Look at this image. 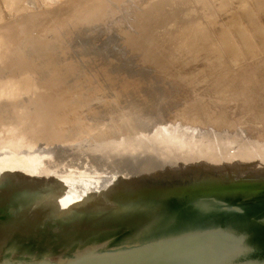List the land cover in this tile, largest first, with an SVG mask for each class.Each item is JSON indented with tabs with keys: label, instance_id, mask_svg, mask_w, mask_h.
Here are the masks:
<instances>
[{
	"label": "water",
	"instance_id": "95a60500",
	"mask_svg": "<svg viewBox=\"0 0 264 264\" xmlns=\"http://www.w3.org/2000/svg\"><path fill=\"white\" fill-rule=\"evenodd\" d=\"M14 55L0 49L9 68L0 70V88L17 81ZM120 67L101 74L134 77L138 84L126 96L148 101L168 83L157 70L129 74ZM38 92L62 106L73 102L59 90ZM118 92L111 123L93 136L54 142L68 138L59 126L70 116L41 119L46 108L34 105L18 115L17 128L0 130V264H264V178H233L222 158V175L201 184L192 176L200 170L182 154L169 164L168 150L181 141L215 145L195 127L164 119L142 124L143 114L124 108ZM166 104L146 113L170 119L174 103ZM137 146L145 150L140 161L119 152Z\"/></svg>",
	"mask_w": 264,
	"mask_h": 264
},
{
	"label": "rangeland",
	"instance_id": "374dc122",
	"mask_svg": "<svg viewBox=\"0 0 264 264\" xmlns=\"http://www.w3.org/2000/svg\"><path fill=\"white\" fill-rule=\"evenodd\" d=\"M70 1L0 0V49L12 52L17 49L11 62L20 66L11 70L15 72L12 78L26 73L33 76L42 73L45 70L42 62L49 59L38 61L36 53L37 49L46 51L47 43L52 41L59 50L57 74L47 77L41 87L48 93L61 91L58 93L64 95L67 102L77 101L74 103L77 108L70 110L69 121L59 126L68 138H53L54 142L70 140L73 135L81 133L93 136L111 123L110 118L115 114L111 112L113 105L119 104L114 99L115 88L118 87L117 84L115 87L109 85V77L101 71L113 72L121 66V71L126 68L131 70L129 74H134L141 67L146 69V65L147 69L157 70V74L167 77L168 83L162 86L164 89L154 87L153 90L160 91H155L152 97L149 95L148 101L126 95L120 99L123 106L124 103L129 107L137 106L127 110L137 116L138 113L143 114L139 116L143 119L142 124L146 119L150 122L164 119L173 125L180 123L183 127H195L202 132L203 142L212 139L215 146L218 143L214 141L220 138L219 134L238 135L239 145L252 143L257 146V140L264 141L261 134L264 130V0L192 1L189 9L191 13H197L196 16L187 21H164L160 25L161 32L148 35L146 41L151 47L144 53V62L142 58L129 61V56L126 57L134 47L131 44L123 51L125 55L119 51V54L113 53L116 38L124 33L118 19L124 13L121 10L112 15H107L110 13L107 11L104 15L108 17L87 23L84 33L76 32L59 41L61 38L54 35L57 30L55 20L63 19L59 29L65 26L61 24L71 15ZM135 3L136 0H122L116 5ZM208 4L211 6L206 10L204 6ZM155 7L147 10V19L138 27L135 45L145 38V27L152 23L150 15L156 12ZM131 21L132 27L137 28L134 19ZM76 23L70 22L68 32ZM259 27L261 31L255 33ZM108 35H111L110 40ZM1 68L3 71L9 69L2 64V59ZM58 75L68 77L65 80ZM97 86L106 90L101 99L90 96L88 92ZM169 101L174 103L173 109L169 108L170 119L164 114L156 115V111L146 113L150 105H167ZM96 103L99 105L94 107Z\"/></svg>",
	"mask_w": 264,
	"mask_h": 264
},
{
	"label": "bare ground",
	"instance_id": "6f19581e",
	"mask_svg": "<svg viewBox=\"0 0 264 264\" xmlns=\"http://www.w3.org/2000/svg\"><path fill=\"white\" fill-rule=\"evenodd\" d=\"M78 1L79 0L70 1L72 12L69 18L66 19L65 23L61 24L65 25L62 29H59V24L62 22L60 20L63 19L58 18L55 20V24H57V30L56 32H54L55 37L57 39L61 38L59 39V41H62L63 38H65L66 40L76 32L84 33L87 28L86 24L90 21L96 22L95 19L97 18H101L100 20H103L105 17H108L104 15L107 13V11H110V13L107 15H112L116 14L118 10H121L124 13L118 19L121 31H124V33H122V36H120L118 39L116 38V47H114L115 51L113 53L119 54V51L122 52L123 56L125 55L123 54V51H126L127 46L130 44L131 46L134 45V47L132 46L133 49L131 48V54H128L126 56H129V61L135 60L136 58H142L144 62V53L151 47L150 42L146 41V38L152 32L155 34L157 32H161L160 25L162 22H175L177 20L187 21L197 15V13H191L189 9V7H191L193 4L192 1L195 2L196 0H136L135 4H123L120 5L121 7H119V5H116V3L119 4V2H122V0H86L84 2ZM139 1H141V5ZM71 2L77 4H71ZM207 2L210 1H206V3ZM154 5H156V12L150 15L152 23L145 27V38H143L138 42V44L135 45L134 40L136 39L137 30L139 29L138 27H140L143 20L147 19V10ZM210 6L211 5L208 4L204 7L206 8V10H209ZM114 19L116 18L114 17ZM132 19H134L137 28L132 27ZM71 21H77V23L76 26L72 28L70 32H68V29L71 28L69 27L71 25ZM49 30L52 31L53 29L49 27ZM259 30L260 27L256 28L254 32L257 33V31ZM113 33L118 34L116 31H114ZM62 34H64L63 37ZM116 34L113 35V38H115ZM45 48L46 51L37 49V55L35 54L38 61H43L44 58L49 59L45 62H42V66L43 68H45L42 73L38 75L34 74L35 76L30 73L23 74L21 75L22 77L16 79L17 81H14L9 85L0 88V130H4L5 128L9 129V127L13 123V129L17 128L19 126V123H21L20 121H22L18 118V115L24 112L23 110L26 106L27 108L31 105H34L35 107L39 106L44 109L46 108V112L39 115V118H44L46 120L50 119V115L56 116L58 119H65L72 115L70 114V110H76L77 106H74L73 104L77 101H73L70 104V107L66 105L62 106V100L54 98L51 99L52 97L48 94L38 92L47 77L53 75L55 72L57 74V69L60 67V62L57 56L59 52V50H57L58 48L53 45L52 41L47 43ZM16 50L14 51L17 54ZM9 61H11V59ZM23 65H26V63ZM146 68H148L147 65ZM125 72L129 73L131 72V70L129 71L125 68ZM58 77L66 80L68 75H58ZM120 77L122 79L121 81H119L118 77L112 75H109L108 78L110 81L109 85L113 84V86L115 87V84H117L118 88H115V90L119 91L118 99L120 98V96H122L123 98L129 91H131L130 89L133 88V83L138 84V81L132 80V78L134 77H131L128 74ZM105 91L106 90L103 87L97 86L94 87L92 91L88 92L89 95L93 96L94 98H101L104 95ZM90 98L92 99V97ZM91 99L89 100V102L93 103ZM14 100H17V102L14 103ZM85 102L86 101H84L83 103ZM155 106L156 108L161 107V105ZM261 122L263 123L262 120ZM213 131L215 130L213 129ZM262 132L263 133L261 134L264 135V130H262ZM216 133L219 134L217 131ZM219 135L220 138H215L214 141L215 143H218L216 146H206L203 144L196 145L191 144L190 142L182 141L178 142L180 144L174 145L169 148L167 153V161L169 162V164H174L177 154H182L183 158H186L190 161V164L192 165V167H194V169L200 170L195 173L192 172V176L201 184H214L218 179V175H222V158L228 159V173L230 174V176H233V178H238L240 176H246L247 178L254 180L264 178V148H260L258 145L255 146L256 144L252 143H249L248 145H239L237 142L239 136L236 134L232 136H225L221 134ZM260 138L262 139L263 137ZM209 142H212V139ZM256 143L258 144L259 142ZM119 152L120 154L127 155V162H131V159L132 162L140 161V159L145 155V150L141 149L139 146L131 148L125 147ZM89 156L90 154H87L86 158H88ZM91 157L96 159L98 163L104 164V162L109 161V157L107 159L104 155H92ZM134 167L135 166H131L130 168ZM0 168L4 167L0 165Z\"/></svg>",
	"mask_w": 264,
	"mask_h": 264
}]
</instances>
